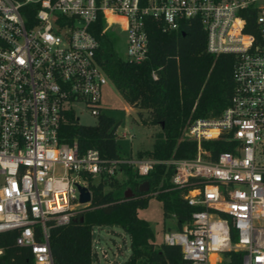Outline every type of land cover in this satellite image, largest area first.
<instances>
[{"label": "built area", "instance_id": "2783aa9c", "mask_svg": "<svg viewBox=\"0 0 264 264\" xmlns=\"http://www.w3.org/2000/svg\"><path fill=\"white\" fill-rule=\"evenodd\" d=\"M99 18L130 62L147 56L149 20L176 32L183 19L198 18L207 52L233 55L228 105L183 131L196 144L193 157L107 160L60 141L76 111L98 118L104 109L109 79L89 30ZM220 138L231 150L211 159L203 141ZM160 162L174 166L171 184L185 187L183 200L197 208L163 244L179 246L186 264H224L226 252H240V264H264V0H0V233L16 231L33 264H54L50 230L91 202L79 201L78 185L91 195L89 177L117 176L121 164L145 176Z\"/></svg>", "mask_w": 264, "mask_h": 264}, {"label": "trees", "instance_id": "16d2710c", "mask_svg": "<svg viewBox=\"0 0 264 264\" xmlns=\"http://www.w3.org/2000/svg\"><path fill=\"white\" fill-rule=\"evenodd\" d=\"M243 15L246 31H252L253 15ZM104 25L99 18L89 27L98 42V63L126 103L137 108L143 123L160 127L152 149L137 151L136 156L159 161L193 157L196 144L183 136V129L192 119L218 116L228 105L234 86L233 55L207 52L206 33L198 18L183 19L176 32H162L149 20L147 56L134 63L121 55L119 37L113 30L103 31ZM143 111L147 118L142 117ZM121 124L122 111L104 108L93 125L79 124L74 118L66 120L60 141L75 142L80 152L96 149L107 160L129 159L134 156L131 141L117 135ZM203 146L211 151V159L231 150L222 138L203 141ZM173 171L172 164L160 162L140 176L130 165L121 164L120 177L102 176L96 181L89 177V206L68 224L50 230L54 264H90V232L97 226H119L128 233L131 253L124 264H186L179 246H156L149 223L138 216L151 197L161 201L165 218L175 216L177 228L197 209L183 200L185 187L171 184ZM144 183L147 189L142 191ZM15 235L16 231L0 233V264H33L29 249L18 246ZM232 236L235 239L233 231ZM225 254H231L232 259L224 264H240V252Z\"/></svg>", "mask_w": 264, "mask_h": 264}, {"label": "rangeland", "instance_id": "374dc122", "mask_svg": "<svg viewBox=\"0 0 264 264\" xmlns=\"http://www.w3.org/2000/svg\"><path fill=\"white\" fill-rule=\"evenodd\" d=\"M120 52L125 58L123 50H120ZM101 104L105 109L123 112V124L117 128V135L123 137L121 133L123 131L128 132L127 138L131 141L135 157H137L135 154L137 151L144 152L152 149L154 135L160 131V127L144 124L143 119L138 115L137 108H133L126 103L110 80L103 87ZM76 116L78 118L77 122L82 125H93L97 121V118L87 110L76 111ZM142 117L147 118L145 111L142 112ZM61 172V170L58 171L59 174ZM117 177H120L119 174ZM138 216L149 223L154 233L156 246L163 242L165 232L178 229L175 218L172 216L164 217L161 201L155 197L150 198L146 208L138 210ZM91 245L92 249L94 247L96 249V254L91 253V264H124L131 253L129 235L119 226L95 228L91 234Z\"/></svg>", "mask_w": 264, "mask_h": 264}, {"label": "water", "instance_id": "95a60500", "mask_svg": "<svg viewBox=\"0 0 264 264\" xmlns=\"http://www.w3.org/2000/svg\"><path fill=\"white\" fill-rule=\"evenodd\" d=\"M143 186H145V187H141V190L145 191L147 189V183H144ZM77 188H78V190L80 192L79 201L81 203L90 202L91 201V195H90L89 190L86 187H83V186H80V185H78Z\"/></svg>", "mask_w": 264, "mask_h": 264}, {"label": "crops", "instance_id": "0c3cea01", "mask_svg": "<svg viewBox=\"0 0 264 264\" xmlns=\"http://www.w3.org/2000/svg\"><path fill=\"white\" fill-rule=\"evenodd\" d=\"M127 138V137H126ZM128 139V138H127Z\"/></svg>", "mask_w": 264, "mask_h": 264}]
</instances>
